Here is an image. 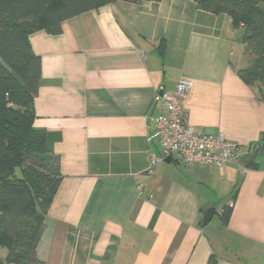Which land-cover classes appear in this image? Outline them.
I'll use <instances>...</instances> for the list:
<instances>
[{"label":"crops","instance_id":"obj_1","mask_svg":"<svg viewBox=\"0 0 264 264\" xmlns=\"http://www.w3.org/2000/svg\"><path fill=\"white\" fill-rule=\"evenodd\" d=\"M244 36L194 0H118L59 34H31L42 62L34 125L50 134L63 175L37 247L46 264H264V101L238 73L249 64ZM181 78L194 83L188 123L241 144L239 161L173 156L148 173L162 154L157 94Z\"/></svg>","mask_w":264,"mask_h":264},{"label":"trees","instance_id":"obj_2","mask_svg":"<svg viewBox=\"0 0 264 264\" xmlns=\"http://www.w3.org/2000/svg\"><path fill=\"white\" fill-rule=\"evenodd\" d=\"M116 1L0 0V249L7 248V263L46 264L37 247L63 176L50 134L34 125L42 62L30 36L40 29L59 34L65 20ZM194 1L245 30L249 64L238 73L264 101V0ZM232 210L223 207L224 222Z\"/></svg>","mask_w":264,"mask_h":264},{"label":"built area","instance_id":"obj_3","mask_svg":"<svg viewBox=\"0 0 264 264\" xmlns=\"http://www.w3.org/2000/svg\"><path fill=\"white\" fill-rule=\"evenodd\" d=\"M193 85L191 79L181 78L172 91L162 89L157 94L156 100L163 103L164 111L155 119L156 127L152 137L159 142L162 154L152 152L148 167L150 174L166 158L173 156H176L180 165L224 167L239 161L244 152L245 148L241 144L230 140L225 134H205L188 123L184 99ZM227 205L233 209L235 200L231 198ZM218 213L222 216L223 209Z\"/></svg>","mask_w":264,"mask_h":264},{"label":"water","instance_id":"obj_4","mask_svg":"<svg viewBox=\"0 0 264 264\" xmlns=\"http://www.w3.org/2000/svg\"><path fill=\"white\" fill-rule=\"evenodd\" d=\"M170 160V159H168ZM216 209L215 207H210L209 209H207L204 218H203V224L206 225L207 223H209L213 216L215 215Z\"/></svg>","mask_w":264,"mask_h":264},{"label":"rangeland","instance_id":"obj_5","mask_svg":"<svg viewBox=\"0 0 264 264\" xmlns=\"http://www.w3.org/2000/svg\"><path fill=\"white\" fill-rule=\"evenodd\" d=\"M7 253H8L7 248H1L0 249V256L2 257V259L4 260V262H5ZM5 264H10V263L5 262Z\"/></svg>","mask_w":264,"mask_h":264}]
</instances>
